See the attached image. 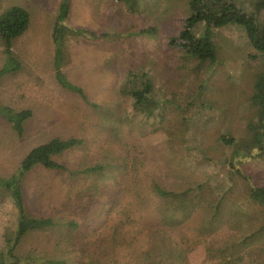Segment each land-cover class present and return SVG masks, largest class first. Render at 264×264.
I'll use <instances>...</instances> for the list:
<instances>
[{
	"label": "rangeland",
	"instance_id": "374dc122",
	"mask_svg": "<svg viewBox=\"0 0 264 264\" xmlns=\"http://www.w3.org/2000/svg\"><path fill=\"white\" fill-rule=\"evenodd\" d=\"M260 2L236 0V5L252 15ZM60 3L0 0V15L12 5L23 6L31 14L29 29L13 46L21 68L0 76V106L33 112L22 135L0 114V176L15 173L34 147L56 137L84 141L54 157L70 169L115 164L119 153L127 169L111 176L108 172L70 175L44 167L28 172L24 179L27 209L38 217L76 220L78 228L73 239H65L58 227L29 233L21 240L17 256L30 264H137L149 247L150 232L158 229L169 239L168 245L185 249L180 264H216V255L228 245H233L228 252L234 264H264V238L241 242L264 223V207L249 198V184L264 185V154L240 152L242 157H236L234 153L248 136V122L255 118L254 81L264 69V56L252 45L244 26L212 24L217 59L203 72L187 52L168 45L192 13L189 0H140L133 12L116 0H70L67 23L71 27L111 35L103 41L74 37L67 43L62 69L84 87L91 101L119 105L120 113H129L131 108L118 98L116 88L124 69L131 66L148 71L157 92L163 90L184 105L169 108L154 131L137 123L149 119L140 120L139 114L130 112L136 127L130 130L129 123L122 125L119 145L101 127L103 119L91 106L56 80L53 29ZM258 18L264 29V9ZM148 28L155 33L135 34ZM205 28L204 23L195 32L201 35ZM5 62L0 40V69ZM161 123L177 136L171 139ZM224 137L233 143L229 145ZM198 145L200 151L193 150ZM154 183L176 191L204 187L192 197L191 213L172 226L169 213L180 204L158 197ZM222 193L228 201L223 209L219 207ZM227 205L241 209L236 215ZM17 216L12 200L0 198V249L5 233L15 230ZM216 219L219 223L212 228ZM205 224L210 228L200 229ZM207 245L214 253H207Z\"/></svg>",
	"mask_w": 264,
	"mask_h": 264
},
{
	"label": "trees",
	"instance_id": "16d2710c",
	"mask_svg": "<svg viewBox=\"0 0 264 264\" xmlns=\"http://www.w3.org/2000/svg\"><path fill=\"white\" fill-rule=\"evenodd\" d=\"M116 1L122 2L126 6V9L132 12L135 11L140 4V0ZM189 5L192 13L185 19V27L177 36H173L169 39L168 45L172 48H179L187 52L189 57L197 63V69L208 72L206 71L208 70L207 68L217 59V47L214 41V33L211 28L212 24L218 28H223L234 23L244 26L252 45L257 49L259 55L263 54L264 56V29L258 18V15H260L264 9V0H261L256 11L252 15L239 11L236 0H189ZM69 11L70 0H61L53 29V41L55 45L53 65L56 69V80L63 89L81 97L82 100L91 106L94 112L103 119H100L101 127L108 132L112 140L119 143V145L123 143L121 132L124 123H129L131 127L130 130L136 127L133 118H130V112L139 114L140 120L145 117L149 119V121H137V123L141 124L139 125L140 127H148V129L154 131L156 130L155 126H157L155 123L158 120L161 122V120L165 119L169 108H175L176 110L184 108V105L179 103L174 96L168 95L163 90L156 91L155 84L148 71L142 70L141 67L135 68L131 66L124 69V77L116 88L118 98L122 99L127 104V108H131L129 113H120L121 108L119 105L113 106L110 103L105 104L91 101L84 87L71 81L62 69L67 58V43L74 37H88L93 40L103 41L111 35L107 32L99 33L95 30L71 27L67 23ZM30 22V12L20 5H12L0 15V40L6 55V62L3 68L0 69V76L10 72H16L21 68V63L14 53L13 46L15 41L29 29ZM204 23L206 24L205 30L201 35H197L195 32L196 28ZM154 31V28H148L140 30L135 34L144 35L146 33H155ZM252 104L255 108V118L247 124L248 136L243 139L236 148L234 152L237 154L236 157L241 156L239 155L241 154L240 152H243V155L245 154L246 156H260L264 154V69L256 75ZM0 114L19 135H22L25 130V123L33 115V112L30 109L16 110L11 106H0ZM182 119L185 120V117H182ZM163 123H161V125H163ZM166 128V126H162V129L168 132L171 139L177 136L174 129ZM224 140L229 145L233 143L232 139L230 140L224 137ZM83 142V139L77 137H70L67 139L56 137L50 139L34 147L22 159L15 173L8 177L0 176L1 201L10 198L18 214L15 230L5 233V245L0 249V264H30L22 261L16 254L21 240L29 233L58 227V230H64L63 237H65V239H73L75 234L74 231L78 228L76 220L63 221L60 219L61 217L55 219V217L51 215L38 217L27 209L24 194V179L32 169L44 167L48 170L68 172L70 175L87 174L89 176L99 173L104 175L107 172L111 176L116 170L119 171L122 168L127 169V165L119 160L122 158V153L116 155L117 161L115 164L108 163L104 165L102 163H97L93 166L75 170L70 169L66 164L58 162L54 158L56 155L62 154L69 149L81 146ZM196 149L200 151V145L194 147L193 150ZM254 149L258 150L256 154H253ZM230 163L233 168L236 167L233 159ZM237 171L241 173L239 170ZM152 187L154 193L161 199L168 201L177 200L178 204H180L178 206L175 205L173 210L169 213L170 224L175 226L180 222L181 217L191 213L190 211L193 209L192 207L194 205L192 197L196 192H200L203 189L204 184L189 186L183 191L168 190L158 183H154ZM221 196L222 197L219 198V207L221 206L223 209L228 201L224 200V194ZM249 198L254 203L264 207V185L254 186L249 184ZM227 206L230 211L234 208L236 215L241 209L233 205ZM218 223L219 221L216 219L215 222L211 224V227L214 228ZM203 228L208 229L210 225L205 224L200 227V229ZM262 238H264V223L260 225L257 230L242 237L241 242L245 243L248 240H258ZM148 239L149 247L139 256L138 262H143V264H180V261H185V249L178 245H168L167 241L169 239L164 236L162 230L153 229ZM232 246L233 245H228L220 249L219 253L216 255L219 259L216 264H234V257L228 252V247ZM209 247L210 246L207 245L206 251L210 255L214 253V251Z\"/></svg>",
	"mask_w": 264,
	"mask_h": 264
}]
</instances>
